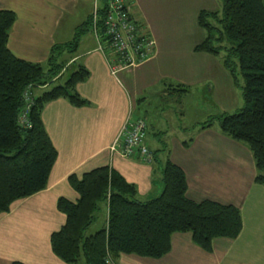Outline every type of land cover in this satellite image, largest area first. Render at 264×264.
I'll list each match as a JSON object with an SVG mask.
<instances>
[{
  "label": "crops",
  "instance_id": "obj_1",
  "mask_svg": "<svg viewBox=\"0 0 264 264\" xmlns=\"http://www.w3.org/2000/svg\"><path fill=\"white\" fill-rule=\"evenodd\" d=\"M98 1L0 0V10L15 15L8 34L9 50L18 58L44 63L51 46L70 40L74 28L92 14ZM219 6L218 0H132L130 15L155 45L148 59L116 76L88 33L81 38L73 59L89 76L77 83L76 90L88 104L74 106L65 98L45 104L41 119L57 157L46 187L16 200L8 212L0 214V264H69L53 253L50 235L66 219L57 208V199H78L68 182L70 175L81 177L95 167L108 166L136 187L139 199L148 200L162 191L160 170L167 158L184 171L187 198L236 206L241 231L235 238H214L210 251L195 244L190 232H173L170 249L163 256L121 253L115 264H264V187L255 182L250 149L223 134L218 124L200 128L204 121L192 126L188 139L178 138L155 115L162 102L166 107L168 100L178 101L165 85H179L181 92H187L227 75L218 56L194 50L205 35L198 13ZM229 83L226 79L231 89ZM235 104L236 100L229 109ZM227 106L221 108L227 110ZM150 114L154 124L148 119ZM130 115L146 121L144 142L152 152L150 161L137 153L123 157L110 151ZM104 211L106 216V207Z\"/></svg>",
  "mask_w": 264,
  "mask_h": 264
},
{
  "label": "trees",
  "instance_id": "obj_2",
  "mask_svg": "<svg viewBox=\"0 0 264 264\" xmlns=\"http://www.w3.org/2000/svg\"><path fill=\"white\" fill-rule=\"evenodd\" d=\"M220 1L221 13H198V24L206 33L194 50L219 56L233 83L240 87L243 105L232 113L210 115L199 125L206 128L217 121L223 134L243 142L255 161V182L264 187V0ZM98 3L101 14L106 0ZM14 19L13 11L0 10V214L47 185L57 150L41 119L45 104L57 98L74 106L88 104L76 85L89 72L73 58L81 38L92 31V15L74 28L70 40L53 44L44 63L18 58L9 50ZM66 68L71 71L63 83L33 92L61 78ZM174 89L181 90L179 85ZM26 90L32 94L27 111ZM160 174L162 191L148 200L139 199L136 187L108 166L95 167L81 177L70 175L68 182L78 199H57V208L66 219L50 235L53 253L69 264H115L121 253L163 256L170 249L173 232H190L192 241L206 251L216 237L238 236L242 218L236 206L187 198L184 171L168 158ZM101 205L107 210L105 223L86 235Z\"/></svg>",
  "mask_w": 264,
  "mask_h": 264
},
{
  "label": "built area",
  "instance_id": "obj_3",
  "mask_svg": "<svg viewBox=\"0 0 264 264\" xmlns=\"http://www.w3.org/2000/svg\"><path fill=\"white\" fill-rule=\"evenodd\" d=\"M132 0H106L103 12H98L99 3L94 4L92 12V33L97 43V50L106 57L110 73L116 76L120 70L139 65L150 57L154 48L153 38L130 15ZM29 109L32 94L24 92ZM24 112L21 115L25 119ZM146 121L142 117L130 115L122 125L110 146V151L123 157L138 154L150 161L152 152L144 142Z\"/></svg>",
  "mask_w": 264,
  "mask_h": 264
},
{
  "label": "rangeland",
  "instance_id": "obj_4",
  "mask_svg": "<svg viewBox=\"0 0 264 264\" xmlns=\"http://www.w3.org/2000/svg\"><path fill=\"white\" fill-rule=\"evenodd\" d=\"M218 1L220 2V6L217 9V11L221 13L222 3L220 0ZM202 30L205 34L206 33L205 30L203 28ZM88 35L90 37V40L95 44V46H97L96 40L92 36V31H89ZM79 50L81 49L79 48ZM65 58H66L65 62L68 64L70 62L68 60V56H65ZM70 66L71 65H68V67ZM68 69L69 68H66L65 72L63 73V76L61 78H58L56 81L50 83L47 86V88H50L51 86L55 84L63 83V81L66 79V77L71 71ZM224 70L227 74L226 76H220L217 79L216 77L212 78V80H214L213 83L210 81L204 87H199V86L192 87L187 92H181V91L175 90L174 85L172 86L165 85V88L168 91V93L178 98V101L174 102V101L168 100V104H167L168 106L166 107H165V103L162 102L161 103L162 108L159 107V109L155 111V115H157L156 118L158 119V121L162 125L168 126V130L172 132L176 137L178 138L184 137V139H188V135L192 131L191 130L192 126L196 125L199 121L207 120L210 114H217L220 112L232 113L238 107H241L243 105V100L241 97L240 87L236 86L233 83V79L230 73L225 68ZM118 77L120 78V76ZM238 78H239V82L241 85L242 76L239 74ZM226 79H227V82L228 81L230 82L229 84H230L231 89H229L227 84H225ZM44 89L45 88H41V89L35 88L33 92L39 93ZM142 96H148V95L144 94ZM170 97L172 98V96ZM234 100H236V104L229 109L230 105L233 103ZM170 101L171 103H169ZM154 104H158V103L154 102ZM223 104L228 105L227 108H225L227 110H223L221 108ZM156 108H158L157 105H156ZM206 112L209 113L208 116H206L207 115ZM160 117L162 118L160 119ZM148 119H150L149 121L154 124L151 114ZM214 123L217 124V121H215ZM156 152L159 153V151H156ZM105 217L106 216H105L104 207L103 205H101L100 209L95 213L94 221L91 223V225L86 230L85 232L86 235H89L95 232L96 230H98L99 228H101L105 223Z\"/></svg>",
  "mask_w": 264,
  "mask_h": 264
}]
</instances>
